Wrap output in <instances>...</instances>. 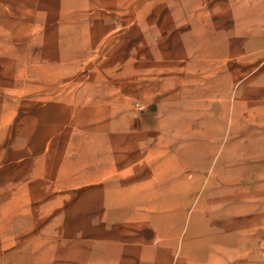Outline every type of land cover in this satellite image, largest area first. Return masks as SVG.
Returning a JSON list of instances; mask_svg holds the SVG:
<instances>
[{
	"label": "rangeland",
	"instance_id": "1",
	"mask_svg": "<svg viewBox=\"0 0 264 264\" xmlns=\"http://www.w3.org/2000/svg\"><path fill=\"white\" fill-rule=\"evenodd\" d=\"M0 264H264V0H0Z\"/></svg>",
	"mask_w": 264,
	"mask_h": 264
},
{
	"label": "bare ground",
	"instance_id": "2",
	"mask_svg": "<svg viewBox=\"0 0 264 264\" xmlns=\"http://www.w3.org/2000/svg\"><path fill=\"white\" fill-rule=\"evenodd\" d=\"M141 186V185H140ZM139 187V186H138ZM135 188H137V187H135ZM174 191H172V189H169V190H167V191H164V192H162V193H156L158 196H159V194H160V196H163V197H166V196H168L169 195V197H170V195L173 193ZM173 197V196H172ZM170 199V198H169ZM171 200V202H168V201H166L165 203H163V201H165L164 199H163V201H162V204L160 205L159 204V209H161V210H163V211H165V213H166V215L167 214H169L170 215V212L173 210V207L175 206L174 205V203H175V200H176V198H171L170 199ZM108 201L110 202V200L108 199ZM161 201V200H160ZM177 202V201H176ZM179 204V203H178ZM107 207H110V206H107ZM107 209V208H106ZM157 213H159V212H157ZM162 213V212H161ZM108 214V213H107ZM106 214V215H107ZM164 214V213H163ZM183 214V213H182ZM159 216H163L162 214L161 215H159ZM170 217V216H169ZM171 218V217H170ZM190 218V217H189ZM183 220V215H179V214H176L175 216H174V218H173V223H176V224H179V223H181V221ZM161 221V220H160ZM172 223V222H171ZM203 223V222H202ZM167 224H169V221L167 222ZM175 224V225H176ZM198 223L197 222H195L194 220L192 221L191 219H189V221H187V225H186V236H185V239H184V243H185V251H189L190 252V250L192 249V246H194V239L195 238H198L200 235H201V233H202V231H201V229L200 228H198V227H196V226H198L197 225ZM167 226V225H166ZM170 227V226H169ZM204 243H207L206 241L204 242ZM208 245V244H207ZM209 246V245H208ZM207 246V247H208ZM198 247V246H197ZM194 251V250H193ZM199 251V250H198ZM186 252V253H187ZM197 252V251H196ZM196 252H194V256L196 257V259H200L201 257H202V255H201V252L200 253H197V254H195ZM158 257V256H157Z\"/></svg>",
	"mask_w": 264,
	"mask_h": 264
}]
</instances>
